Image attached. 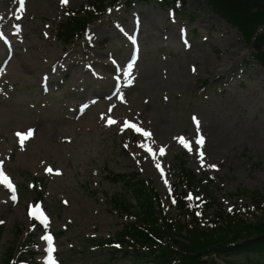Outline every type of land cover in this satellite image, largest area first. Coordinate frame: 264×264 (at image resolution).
<instances>
[{
    "label": "rangeland",
    "instance_id": "1",
    "mask_svg": "<svg viewBox=\"0 0 264 264\" xmlns=\"http://www.w3.org/2000/svg\"><path fill=\"white\" fill-rule=\"evenodd\" d=\"M90 1L0 0V15H17L0 25V264L24 241L34 244L28 250L39 264H135L113 255L115 245L90 241L115 236L128 221L109 203L124 193L123 183L106 176L149 178L172 218L176 208L163 195L174 181L172 162L183 155L213 181L216 202L202 207L206 216L241 210L246 222L264 217V130L253 127L264 121V66L242 32L206 0H186L178 11L136 0L109 5L81 38L63 45L56 25L67 8ZM210 127L221 142L199 138ZM41 216L47 224H35ZM227 260L249 264L239 255ZM253 260L264 264V255Z\"/></svg>",
    "mask_w": 264,
    "mask_h": 264
},
{
    "label": "trees",
    "instance_id": "2",
    "mask_svg": "<svg viewBox=\"0 0 264 264\" xmlns=\"http://www.w3.org/2000/svg\"><path fill=\"white\" fill-rule=\"evenodd\" d=\"M135 0H124L129 5ZM177 11L186 0H160ZM212 10L242 32L244 40L253 48V56L264 65V0H206ZM118 0H96L81 9H67V18L57 24L56 37L70 43L80 36L86 25L105 11L108 3ZM83 12V13H82ZM185 156L173 161L174 181L165 197L173 201L177 213L168 218L167 207L152 185L136 172H108L111 182L121 181L124 193L109 197V203L126 218L130 217L114 237L90 239L95 245L118 244L112 254L135 264H236V256L247 258L249 264H259L253 258L264 255V217L257 222H246L240 214L214 211L206 217L197 206L198 200L186 198L190 192L205 193L211 203L216 199L209 190L212 183L206 175L199 177L187 166ZM35 183V177H31ZM41 195V194H40ZM264 215V204L260 208ZM0 222V230H1ZM62 234V233H61ZM26 243L19 244L14 253L11 248L5 255V264H39Z\"/></svg>",
    "mask_w": 264,
    "mask_h": 264
},
{
    "label": "bare ground",
    "instance_id": "3",
    "mask_svg": "<svg viewBox=\"0 0 264 264\" xmlns=\"http://www.w3.org/2000/svg\"><path fill=\"white\" fill-rule=\"evenodd\" d=\"M17 15L15 14H11L9 12V9H6L1 15H0V25L2 26H5V25H8L10 24V22H15L17 20ZM139 29V24H137L136 22H133V24L131 25V28H130V32H129V35H132V38L135 39L137 37V30ZM204 54V53H203ZM202 54L203 56V63L201 62V66L203 69L206 70V72H209L210 75H214L216 73V71L214 70V68L211 67V64L208 63L209 62V57H205L204 55ZM230 61V56L227 58V60L223 59V63H225L227 65V63ZM198 63V56L197 55H193L192 56V64L196 65ZM232 63V62H230ZM217 75V78H220L222 76V74H216ZM225 82H228V81H225ZM231 98H233L235 100V104L239 107H243L244 105V102L242 99L239 98V96H237V94H235L234 92H231V91H228ZM231 92V93H230ZM255 116V111L250 109L249 112H246V117H248L249 119H253ZM194 119H196L195 121L199 124L201 122H204L205 119L201 116H197L195 115L194 116ZM253 127L257 130V131H260V130H264V121L262 120H257V122L253 125ZM210 131H206V130H203L201 132V134H198L199 138H201V140H203V136H206L205 140H211V141H219L221 142L220 140V133L217 132L216 130L212 129V127H210ZM148 156V155H147ZM156 158V156H151L150 157V160L149 162L152 163L153 160Z\"/></svg>",
    "mask_w": 264,
    "mask_h": 264
}]
</instances>
